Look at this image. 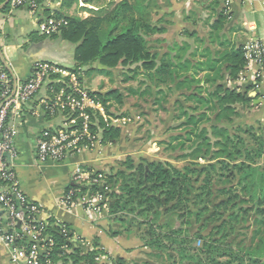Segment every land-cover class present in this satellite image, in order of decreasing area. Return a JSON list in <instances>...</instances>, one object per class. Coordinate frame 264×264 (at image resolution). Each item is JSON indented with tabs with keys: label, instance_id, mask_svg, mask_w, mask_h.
<instances>
[{
	"label": "trees",
	"instance_id": "trees-1",
	"mask_svg": "<svg viewBox=\"0 0 264 264\" xmlns=\"http://www.w3.org/2000/svg\"><path fill=\"white\" fill-rule=\"evenodd\" d=\"M2 2L4 0H0V3ZM223 2L224 0L204 2L205 9L211 12L206 37L199 38L194 33L186 32L184 35L192 39L193 43L174 44L159 59L158 54L152 52L149 41V38L164 32V28L152 19L156 8L154 0H122L116 4L108 3L96 11L94 16L84 20L64 15L67 25L48 37L75 44V65L71 71L77 73L87 67V72L95 71L108 76L114 69L121 67L131 74L124 75V83L134 80L137 76H143L157 89L158 94H162L160 86H166V89L172 92L170 85H174L175 90L181 92L180 98L174 103L177 114L174 120L179 122L176 128L182 133L171 137L165 143V148L174 152L191 150L180 158L207 161L205 167H185L183 171H179L169 163L144 159L135 163L131 158H126L122 169L104 174L100 185L72 183L66 187L65 192L73 189L77 193L93 194L106 187L109 215L128 233L135 223L137 227L146 226L144 235L139 236L145 247L165 248L167 242L179 247L181 258H193L194 255H189L192 252L198 254V264H207L202 261L201 256L210 261L216 256L226 255L239 258L237 264H253L255 259L264 256V131L256 136L251 127L236 128L237 131L247 134L251 142L256 144L253 148L239 135L230 134L227 126L211 124L206 127V124L212 121V116L216 122L231 123L232 118L238 116L236 106L248 107L252 103L248 91L241 92L238 88L230 86L239 79L247 61L244 58L243 46L233 43L225 33L229 14H226ZM65 6L69 7L70 3ZM54 14L55 17L62 16L58 11ZM97 65L102 68H97ZM51 79L56 80L58 76H52ZM51 86L55 92L62 87L58 83H52ZM127 91L136 95L130 88ZM150 92L151 88L146 86L140 95ZM87 93L104 107L109 119L112 117L109 112L111 102L122 103L121 93L114 89L108 92ZM87 112L91 120L90 131L98 134L101 145L119 141V127L105 121L98 112ZM60 115L70 116L67 110ZM218 167V177L229 176L235 180V185L233 191L230 189V195L229 190L218 191L220 194H228V197L212 205L210 173ZM203 174L205 175L202 184L194 188V184ZM194 175L197 178L193 180ZM194 192L195 195H192ZM237 200L243 205L252 204L251 208L262 216L261 219L255 220V243L243 253H234L225 248L222 251L202 237L190 239L178 225H171L168 221L158 225L161 209L171 204L172 208L182 204L183 215H191L188 204L192 202L191 205L195 207L203 206L197 215H206L209 205L218 212L225 210L229 205L234 209ZM251 208L240 209L239 212L247 214ZM229 218L232 220L234 214H230ZM60 227L50 224L46 229L54 243L49 256L54 264H95L96 259L104 255L96 248L82 254L69 243L68 238L72 232L68 227L65 226L69 231L66 236L61 234ZM111 235L116 236L118 232H112ZM194 239L203 240L200 249L190 247ZM65 246L66 251L63 249ZM112 264L126 263L118 258L113 260Z\"/></svg>",
	"mask_w": 264,
	"mask_h": 264
},
{
	"label": "crops",
	"instance_id": "crops-1",
	"mask_svg": "<svg viewBox=\"0 0 264 264\" xmlns=\"http://www.w3.org/2000/svg\"><path fill=\"white\" fill-rule=\"evenodd\" d=\"M6 1L0 3V50L10 68L11 76L19 83L25 82L30 76L32 65L39 61L69 70L62 64L66 58L52 50V38L37 33L35 17L30 16L23 8L11 10L7 6L3 10ZM154 1L156 8L152 14L153 22L164 28L162 34L149 38L152 52L158 54V59L174 44H192L193 40L184 35L186 32L194 33L199 38L207 36L211 12L205 9L204 0ZM51 9L66 16L70 10L65 5H52ZM50 10L45 8L39 13V17L48 16ZM225 33L236 45L243 46L248 41L258 42L264 53V0H229V19ZM96 67L101 69L100 65ZM80 71L79 82L84 87L82 77L87 71L83 68ZM146 86L153 87L150 83H145ZM230 86L238 88L241 92L248 91V96L252 98L251 105L264 113V72L256 64L246 66L239 79ZM170 87L172 92H169L166 86H160L162 94L158 95L164 100V93H173L174 96L169 102L174 106L181 92L175 90L174 85ZM47 94L46 87L43 86L23 107L19 118L15 120V157L10 162L21 191L28 200L40 207L42 220L68 227L74 238L80 241L74 243L73 248L79 249L82 254L94 248L102 251L104 255L100 256L95 264H112V261L118 258L123 259L126 264L142 261V253H139L145 251L142 240L125 232L109 215L108 210L103 211L101 215H94L84 211L79 203L70 208L62 204L65 189L72 184L71 177L76 167L104 174L107 171L122 169L123 162L120 158L125 148L121 145L122 131L117 143L96 146L61 163L39 164L36 161V139L42 130L57 129L63 121L60 114L47 116L42 109L40 101ZM162 100L158 102L161 103ZM260 118L263 122L264 115ZM124 157L134 161L129 154ZM141 159L147 160L146 157ZM147 161L161 162L156 159ZM112 232H118V235L112 236ZM0 264L23 263L13 262L10 250L0 241Z\"/></svg>",
	"mask_w": 264,
	"mask_h": 264
},
{
	"label": "built area",
	"instance_id": "built-area-1",
	"mask_svg": "<svg viewBox=\"0 0 264 264\" xmlns=\"http://www.w3.org/2000/svg\"><path fill=\"white\" fill-rule=\"evenodd\" d=\"M90 1L8 0L7 5L11 10L25 9L37 20V33L48 37L67 25L64 15L55 17L56 11L50 10L52 5L62 6L70 3L66 8H77L84 14L90 10L98 11ZM210 1L212 0H204L206 3ZM223 6L226 8V14H229V0H224ZM45 8L50 10V14L40 18L39 13ZM242 48L247 61L246 66L253 63L264 72V53L260 44L248 41ZM80 73V70L75 73L52 63L39 61L32 65L29 78L19 83L11 76L0 56V241L10 250L13 262L54 264L49 258L54 243L46 233L47 227L54 224L42 220L40 207L23 194L10 162L15 157L14 139L17 135L15 120L19 118L23 107L45 86L49 93L40 101L44 112L54 116L67 110L70 116L62 117L63 121L59 128L44 129L40 132L35 145L36 161L39 164L61 163L67 158L76 157L84 151L101 146L98 134L90 131L91 120L87 111L98 112L106 121L105 110L81 87ZM55 75L58 79H51ZM52 83L62 85L58 92L54 91ZM51 94L52 96H49ZM116 121L122 124L127 122L124 117ZM103 179L104 173L88 172L76 167L71 182L77 185H100ZM76 203H79L86 212L101 215L103 211L108 210L107 188L103 187L102 191L93 194L77 193L73 189H68L64 193L62 204L70 208ZM60 226L61 234L68 235V229L64 225ZM68 241L71 245L80 242L72 234ZM63 249L66 251L67 246ZM99 259L100 257L96 260Z\"/></svg>",
	"mask_w": 264,
	"mask_h": 264
},
{
	"label": "rangeland",
	"instance_id": "rangeland-1",
	"mask_svg": "<svg viewBox=\"0 0 264 264\" xmlns=\"http://www.w3.org/2000/svg\"><path fill=\"white\" fill-rule=\"evenodd\" d=\"M116 1L117 2L112 4H116L122 0ZM108 3V0L90 1V4L98 10L102 9V7L106 6ZM95 12L96 11L90 10L89 13L84 14L78 11L77 8H72L67 11V15L68 17L84 20L94 16ZM51 42L53 43L52 50L66 58V61L62 64L68 67L69 70L74 69L73 50L75 44L61 40L60 38H52ZM87 69V67H83L84 71ZM124 75L131 76V74L125 72V69L121 67L113 70L112 74L108 76L99 74L95 71L86 72L82 77L84 87L81 86L83 89L86 88L95 92L114 89L121 93V104H116L113 101L111 102V107L109 108V112L112 115L111 119L106 116V113L105 116L111 125L121 128V145L123 144L122 147H125L122 152L123 155L120 158L122 162L127 158L124 156L129 154L134 159V162L146 157L147 160L156 159L161 161V163H169L179 171H183L185 167H191V169L205 167L207 164L206 159L180 158L182 155L189 154L191 150L182 152L177 150L174 152L165 148V143H167L171 137H175L177 134L182 133L181 130L176 128L179 122L175 121L174 117L177 114L174 106L169 102L174 96L173 93H164L166 95L164 96V100H162L157 90L151 87L150 93L141 96L140 93L145 89V83L148 84L149 82H147L143 76H137L134 80H129L124 83ZM128 88L135 91L136 95L130 94L127 91ZM178 97L180 98V96ZM160 99L162 100L161 103L158 102ZM236 111L238 116L233 117L231 123H226L225 121L216 122L212 116V121L207 123L206 127H209L211 124L227 126L230 134L239 135L254 148L256 144L251 142L249 136L237 131L236 128L241 127L247 129L251 127L254 134L259 136L264 131V121L261 122L260 118L264 113L255 109L253 105L248 107L238 105L236 106ZM123 117L127 120L126 124L116 121V119H121ZM219 171L220 169L218 167L214 172L210 173V176H212L211 190L213 195L210 198L212 205L228 197V194H220L218 191L229 190L230 195L232 193L230 189L233 191L235 185V180L231 179L229 176H226L227 178H219ZM108 173H110V171L106 172V174ZM204 175L205 174L198 178V181L194 184V188L202 184ZM196 178V175L192 176L193 180ZM195 193L196 192L192 195H195ZM191 198L192 197H190V199ZM191 204L192 202L188 204L191 215H183L184 206L182 204L178 207L175 206V208H172L173 204H171L161 209L158 225H163L166 221L171 225L176 224L190 239L202 237L212 245L219 247L222 251L225 248L227 250H232L234 253L238 251H242L243 253L247 247L255 243L256 240L253 241L254 231H257L255 220L261 219L262 216L260 213H257L255 209L251 208L252 204L243 205L237 200L235 203L237 206L234 209H231L229 205L225 210L222 209L218 212H215L212 209V205H209V210L206 215H197L198 210L203 206L200 205L195 207ZM249 207L252 210L247 214L239 212L240 209H248ZM230 214H234L232 220L229 218ZM146 229V226L137 227L135 223L132 225L129 234H134L138 237L143 236ZM202 243L203 240L194 239L190 247L195 250L200 249ZM166 246L165 248L161 247L158 249H151L144 246L145 251L139 252L142 253L141 257L143 260L136 264H198V254L195 252L194 254L193 252L189 254L194 255L193 258L184 259L180 256L178 246H172L167 242ZM201 257L202 261L207 264H237L239 262V258L235 259L229 255L216 256L210 261L205 260V256ZM253 264H264V256L260 259H255Z\"/></svg>",
	"mask_w": 264,
	"mask_h": 264
},
{
	"label": "water",
	"instance_id": "water-1",
	"mask_svg": "<svg viewBox=\"0 0 264 264\" xmlns=\"http://www.w3.org/2000/svg\"><path fill=\"white\" fill-rule=\"evenodd\" d=\"M7 3H8V0L5 2L4 6H6ZM0 56H1V58H2V60H3V62H4V64H5V66H6V68H7V70H8L9 73H10V68L8 67L7 62H6V60L4 59L1 50H0ZM101 68H102V67H101Z\"/></svg>",
	"mask_w": 264,
	"mask_h": 264
}]
</instances>
